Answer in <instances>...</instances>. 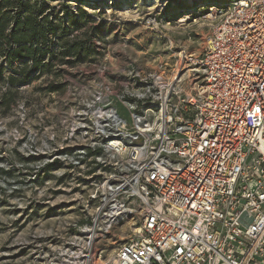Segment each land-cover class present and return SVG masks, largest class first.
Here are the masks:
<instances>
[{"label": "built area", "instance_id": "built-area-1", "mask_svg": "<svg viewBox=\"0 0 264 264\" xmlns=\"http://www.w3.org/2000/svg\"><path fill=\"white\" fill-rule=\"evenodd\" d=\"M196 7L203 49L138 72L73 131L96 207L63 264H264V0ZM122 218L135 234L105 256Z\"/></svg>", "mask_w": 264, "mask_h": 264}, {"label": "rangeland", "instance_id": "rangeland-1", "mask_svg": "<svg viewBox=\"0 0 264 264\" xmlns=\"http://www.w3.org/2000/svg\"><path fill=\"white\" fill-rule=\"evenodd\" d=\"M18 1L0 0L12 6L8 36ZM199 1L211 0H194L192 5L190 0H30L38 20L58 12L59 22L66 15L64 6L77 15L79 7L84 9L92 20L69 34L72 41L86 42L83 48L61 47L63 25L47 30L46 42H35L45 51L44 62L53 55L59 58L50 69L33 70L31 57L9 60L16 44L1 41L0 264H63L60 249L77 234L79 224L91 220L96 207L89 200L91 175L86 165H75L72 159L87 136L83 129L73 131L82 126L88 109L100 104V97L116 99L119 88L138 72L172 63L181 50L203 49L210 28L196 15ZM78 20L80 25L85 18L79 15ZM24 65L26 79L13 82ZM135 228L132 218L120 219L98 248L111 256Z\"/></svg>", "mask_w": 264, "mask_h": 264}, {"label": "trees", "instance_id": "trees-1", "mask_svg": "<svg viewBox=\"0 0 264 264\" xmlns=\"http://www.w3.org/2000/svg\"><path fill=\"white\" fill-rule=\"evenodd\" d=\"M17 3L19 5V12L16 16L14 26L10 30L9 36L6 35V31L9 26L12 6L8 2L0 3V44L3 38H7V41L11 46L12 44H16V47L12 48L9 52V60L25 58V60L23 61H26V58L31 57L33 70H35L39 66L42 67V70L52 68L56 64L55 59L59 58L53 55L51 60L44 62L43 56L45 54V51H42L40 50V48L35 47L34 44L35 42L39 43L41 40H43V42H46L47 30L56 31L59 27H61V25H63L62 33L65 34L64 37L61 38V47L65 48L68 51L83 48L84 43L86 42H82V45L79 42L72 41L69 38V34L73 30H78L81 26L92 20L91 16H87V12L84 9L79 7L77 10L79 15H81L82 18H85L82 24L79 25V15L74 14V10L70 9L67 6H64L66 15L61 17L59 19V22H57L59 18L57 14L58 12L54 17L51 13L44 15L41 19L38 20V16L35 15L34 12L36 6L31 5L30 0H19ZM46 7V4L43 5V7L39 9V14H43V11L46 9ZM35 50L41 51L43 53L38 56V53H36ZM27 69V65H24L19 70V76H17L16 78L12 77V81L15 82L21 78L26 79L28 72Z\"/></svg>", "mask_w": 264, "mask_h": 264}, {"label": "bare ground", "instance_id": "bare-ground-1", "mask_svg": "<svg viewBox=\"0 0 264 264\" xmlns=\"http://www.w3.org/2000/svg\"><path fill=\"white\" fill-rule=\"evenodd\" d=\"M85 3L87 4V3H90V2H89V1H85ZM91 4H92V5H95L94 2H91Z\"/></svg>", "mask_w": 264, "mask_h": 264}]
</instances>
